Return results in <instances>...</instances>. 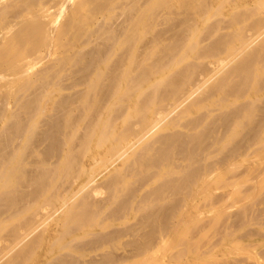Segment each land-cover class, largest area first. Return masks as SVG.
Wrapping results in <instances>:
<instances>
[{
	"label": "bare ground",
	"instance_id": "1",
	"mask_svg": "<svg viewBox=\"0 0 264 264\" xmlns=\"http://www.w3.org/2000/svg\"><path fill=\"white\" fill-rule=\"evenodd\" d=\"M210 12L222 19L196 37ZM224 29L231 32L219 34ZM88 32L96 44L120 32L122 46H86ZM186 57L192 62L182 65ZM237 61L241 106L228 104L219 86L193 99ZM263 102L264 0H0V264H152L158 253L184 245L188 209L199 202L216 208V191L236 190L237 154L249 156L256 146L264 159ZM236 112L259 119L251 144L238 145L244 125ZM193 113L198 117L180 124ZM215 120L224 125L204 131ZM231 141L238 147L223 152ZM44 144L43 159L27 165ZM101 183L108 194L99 201ZM168 202L175 208L163 230L123 242ZM255 202L263 217L264 197ZM224 211L215 214L226 219ZM29 212V220L20 217ZM123 214L132 223L111 224ZM13 220L18 224L6 230Z\"/></svg>",
	"mask_w": 264,
	"mask_h": 264
},
{
	"label": "rangeland",
	"instance_id": "2",
	"mask_svg": "<svg viewBox=\"0 0 264 264\" xmlns=\"http://www.w3.org/2000/svg\"><path fill=\"white\" fill-rule=\"evenodd\" d=\"M116 5H118V4H116ZM237 10H234V11H237ZM228 12L230 13L231 11H228ZM217 19H219V20L222 19L220 14H216L215 12L208 13L206 15L204 21L201 23V25L197 28V30L194 31V35L196 37H202V35H203V37H204L205 32L207 33V30L209 31L211 29V27H213L217 23V21H218ZM174 22L177 23L178 21H174ZM91 23H92V20L88 19L86 21V26L89 27L91 25ZM176 23L173 24V22H172V24H169L167 26H169L168 28H171V26L172 25L175 26ZM209 26H211V27H209ZM164 28H165V29H163L164 33H168L169 29L166 26ZM205 29H206V31H205ZM201 30L203 33L201 32ZM200 32L202 33V35ZM230 32H231V30L224 29V30H221L219 34L230 33ZM162 33H163V31H162ZM118 34H121V33L120 32H114L110 38L103 41L102 43L96 44L93 42V40L96 39V36H94V35H92V33L88 32L86 39H88L90 41V44H87L86 46H122L120 44V42L118 41V39H119L117 37ZM146 35H142L139 37V39H137V42L139 45H140V43L144 42L147 39V37H150V34H146ZM214 38H216V37H211L208 40V43L210 41H213ZM204 47H207V46H204ZM54 49L55 48L52 49V52L55 51ZM158 49H159V47H156L152 50V52H156ZM150 61H153V60L152 59L149 60L148 61L149 64L152 63ZM188 62L189 63L192 62V59L190 57L184 58V60L182 61V65L188 64ZM237 62L226 64L223 67L222 72L219 73L220 75L218 74L217 77L215 78V81L213 80V81H210L209 83H207L206 84L207 87L200 90L201 92L199 91V93H197L193 97V99L202 98V97L210 94L216 87L219 86L218 89H220L221 94L223 96H229L230 95V97L228 98V99H230V100H228V104L234 102V103H236L237 106L238 105L241 106V104H243L245 102V99L239 98L240 96H242V94H241L242 92H240V89L238 87H240V83L242 80L239 82V80L241 78L240 77L237 78V76H233V74H232L233 71L235 70V68L237 69L240 66V61H237ZM237 64H239V65H237ZM231 65H233V68ZM180 66L181 65H179V67ZM228 66H230V67H228ZM177 67L175 69H177ZM228 70L231 73H229ZM170 73L171 72H167L163 76L164 81H167L168 78H169L168 81H170L172 79L171 76L169 77ZM225 75L227 76V78ZM166 76H168V78ZM219 77L221 79H219ZM222 79L223 80L226 79V80L223 81ZM218 81H220V82H218ZM228 81H229V83H228ZM234 81H236V82H234ZM224 90H226V91H224ZM204 93H205V95H204ZM234 96H235V98H233ZM263 103H261L259 107L264 108ZM259 107L257 108V110L260 111ZM257 110H255L253 115L254 114L257 115L258 118L260 119L262 113L260 111L258 114ZM218 111L223 112V111H225V109L222 108V109H219ZM237 115H239L238 117L243 118L242 124L244 125L243 128L240 130V133H239V140H238L239 143H238V141H236V142L231 141V142L224 143L223 148H222L223 152H228L231 149L238 147V145L241 143L251 144L255 135H256V129L258 128V124H259L258 123L259 119L257 118V116H255V118H253L254 116H252L246 112L242 113L241 115L239 114V112H236V116ZM197 117H198L197 113L189 114L180 120V124L184 125L187 122L194 120ZM256 119H257V121H256ZM244 121H246V123ZM251 123H254V125ZM250 124H251V126H250ZM223 125L224 124L222 121L215 120L206 127V128H208V130L205 129L204 131H206V132L217 131ZM245 127H246V129L247 128H249V129L253 128V130L252 129H250V131L245 130ZM178 130H177V132H178ZM183 131H184L183 129H180L181 133H183ZM253 131H254V133H251ZM247 132H248V134H246ZM237 143H238V145H237ZM45 146L46 145L44 144L41 147H39V152L41 154L38 152L39 155L37 154L35 157L33 156L34 158L33 157L28 158L27 165H30L33 162L40 161L43 159L44 153H42V151L44 152L43 149L45 148ZM225 149H226V151H225ZM137 151H139V149H137ZM251 151H253L254 153ZM251 151H250L249 156H243L241 153L237 154V159L235 162L237 165L236 172H235V176H236L235 188H236V190H234L232 192V191H230V188H228V187L224 188L223 187L224 189L221 188L218 191H216L215 196H218L221 199V202L218 204L219 206L217 205L216 208L212 209L210 203L199 202L195 206L190 207L188 209L187 213L189 215H191V218L188 220V222L189 221L190 222L188 223V225L185 228L186 232H188V236L185 240H183L184 241L183 243L185 245L186 243L190 242L191 246L188 245V248H187L186 252L183 253V256H181L182 254H179V252L181 251V249L183 248L184 245L177 244L176 247L174 246V249H171L168 252L163 251L161 253H158L157 256H155V260L152 264H200V263L201 264H212L214 259H222L223 261H226L229 263L233 262V264H264V216L262 217V216L258 215V213H257L258 211L261 210V208H263V205H258L255 202V197L259 198L260 200L264 197V159H262L256 155V153H255L256 146H252ZM30 158L33 160V161L31 160L32 163L30 162ZM261 159L263 161H262V164L259 165V162L261 161ZM250 160H251V162H250ZM247 164H249V165H247ZM115 167L120 168V164H116ZM110 175H111V172L106 173L103 176L102 182L106 181ZM134 177L135 176H132V178H130L131 182H133ZM27 178L28 177L24 176V178L21 179L23 184L28 181ZM25 179H26V181H25ZM23 184L21 183L20 185H23ZM45 185L46 184L43 183L41 185L42 188L46 187ZM158 185H159V182H155L148 189H146L147 192L142 190L141 191V194H142L141 197L144 196L146 193H148L149 190L151 193L156 188V186H158ZM104 186H106V184L101 183V185H100V187H102L100 189L101 191L97 195L98 197L97 196L95 197L96 198L95 200L98 199L99 201H101V199L102 200L104 199L103 197L107 196L108 192L105 189L106 187H104ZM135 187H136V184L130 185L129 188L134 189ZM103 189H105V191ZM81 194L84 196V192H81ZM81 194L79 195V197L80 196L82 197ZM100 195H102L100 197L101 199H99ZM9 198L7 197V199H5V200L11 201V198L10 199ZM150 198H152V197L147 196L144 200V201H146L145 203L150 201L151 200ZM51 200H53V199H51ZM10 201H9V203H10ZM5 204L6 203H4L3 206ZM170 204H171L170 202H168V205L165 204V207L163 206L162 208H160V212L158 209L157 213H155V218L158 217L157 219L148 221L147 224L145 223L146 226L143 225L140 228L139 232H136V234L134 233V235H135L134 237L128 236V237L123 239V242H125L126 244H131L130 242L132 240V242L135 243V241H136L138 243L141 241V239H143L145 237L146 234L148 235L149 233L152 234L153 232H157V230H163V228L167 224V221L164 219L165 216H167L175 208V205L173 203L172 204L174 206L173 205L171 206ZM14 205L13 206L16 209L18 204L16 203ZM166 206H167V208H166ZM226 207H228L229 209ZM163 208L165 210L161 211V209H163ZM1 209H2V207L0 208V212H2ZM223 210L226 211V212L224 211L227 215L226 219H225V216H218L217 214H215L217 211L223 212ZM163 212L165 215L163 214ZM197 214L200 215V217L199 216L196 217ZM26 216L28 219L26 218ZM29 216L31 217V212L26 213V214H22L20 217L29 220V218H30ZM254 216H255L256 220H254ZM256 216H257V218H256ZM207 218H213V219L211 221H207ZM115 219L116 220L112 221L111 224L116 225L117 228H120L124 224L132 223V220L130 219L129 214H123V215H121V219H120V217H118V219L117 218H115ZM203 220L207 221L206 225L204 224ZM50 222L51 221L49 220L46 223H50ZM201 222L203 224H201ZM16 224H18L16 222V220H13V221L5 222L3 226L6 230H8V228L10 229L11 226H14ZM154 226H157V227H154ZM234 226H236L235 229H233ZM153 228H158V229H156L155 231H152ZM185 230H183V231H185ZM183 231L175 233L173 235V238L177 241L182 240V237L184 236ZM198 231H199V233H198ZM192 232L194 234H192ZM211 232H212V234H211ZM138 236H140V237H138ZM91 238H93V235H90L89 237H87V239H91ZM189 239H191V240H189ZM153 241H154V239H153ZM191 241L193 244L191 243ZM177 254H179V255L177 256ZM199 256H202L201 260L203 259V262L199 261V260L197 261ZM234 260L235 261L237 260L239 262H234Z\"/></svg>",
	"mask_w": 264,
	"mask_h": 264
}]
</instances>
